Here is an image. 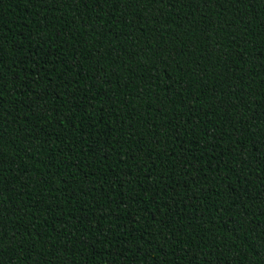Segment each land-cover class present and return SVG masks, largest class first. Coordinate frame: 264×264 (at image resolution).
I'll use <instances>...</instances> for the list:
<instances>
[{
    "label": "trees",
    "instance_id": "1",
    "mask_svg": "<svg viewBox=\"0 0 264 264\" xmlns=\"http://www.w3.org/2000/svg\"><path fill=\"white\" fill-rule=\"evenodd\" d=\"M0 237L2 264H257L264 0H0Z\"/></svg>",
    "mask_w": 264,
    "mask_h": 264
},
{
    "label": "snow or ice",
    "instance_id": "2",
    "mask_svg": "<svg viewBox=\"0 0 264 264\" xmlns=\"http://www.w3.org/2000/svg\"><path fill=\"white\" fill-rule=\"evenodd\" d=\"M204 2V6L206 5L207 6V2L208 0H203ZM234 3L236 4H239V3H242L244 2V0H233ZM250 2V0H249ZM230 211V206L229 208L227 209ZM244 219V214H241V220ZM245 227V224L244 223H241L240 224V228L243 229ZM2 237H0V243H2ZM0 251H3L2 248H0ZM257 256L260 257V259L257 261V264H264V246H261L260 249L257 251ZM0 264H2V261H0Z\"/></svg>",
    "mask_w": 264,
    "mask_h": 264
}]
</instances>
